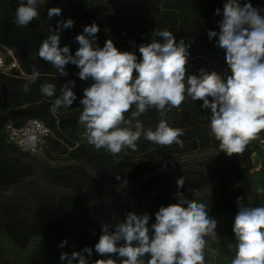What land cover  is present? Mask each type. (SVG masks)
Listing matches in <instances>:
<instances>
[{"label":"clouds","instance_id":"clouds-1","mask_svg":"<svg viewBox=\"0 0 264 264\" xmlns=\"http://www.w3.org/2000/svg\"><path fill=\"white\" fill-rule=\"evenodd\" d=\"M15 24L28 27L40 16V0H17ZM216 15L221 9L215 10ZM62 9H47V19L60 17ZM219 31L209 29L208 38L225 51L229 72L199 69V75H189V48L191 41L177 42L169 30L155 29L150 43H142L135 51L119 50L111 39L103 47L96 44L99 26L93 22L83 26L75 37L79 48L73 55L66 45L60 47L61 33L74 27L71 18L57 21L50 27L37 56L48 62L56 74L67 77L66 66L79 68L76 74L82 81L91 79L79 101V123L84 137L96 150L104 149L117 155L126 149L137 150L141 137L160 145L182 144L181 128L171 127L164 119L170 108H179L187 99L202 101L203 110L210 109V134L219 142L226 155L241 154L247 145L264 131V9L254 7L250 0H224ZM133 46L135 44L133 42ZM41 76L39 66L32 65L28 81L22 85L25 93ZM74 80L59 87L42 83L40 92L46 97L56 96L51 105L55 114L71 108L77 100ZM150 109L161 116L153 128H145L140 117ZM30 144L35 138H30ZM120 180V175H115ZM175 203L161 205L150 224L148 212L126 213L120 222L102 224V234L95 244V253L103 259L91 260L93 248L85 246L71 254L62 252L60 261L66 264H206V237L219 243L218 220L206 210L204 203L188 199L180 189L184 177L177 181ZM264 194V187H257ZM194 197L199 191L193 190ZM238 211L233 221L235 249L231 264H264V204L248 206L244 197H238ZM67 245V240L59 247ZM213 259L215 249L211 250ZM148 257L147 261L143 259Z\"/></svg>","mask_w":264,"mask_h":264},{"label":"trees","instance_id":"trees-1","mask_svg":"<svg viewBox=\"0 0 264 264\" xmlns=\"http://www.w3.org/2000/svg\"><path fill=\"white\" fill-rule=\"evenodd\" d=\"M9 1L0 0V43L12 48L22 64L30 54H37L43 40L48 37L51 26L55 29L58 20L69 18L74 20V27L65 29L61 33L60 47L67 45L73 55L79 48L75 37L82 33L83 26L95 22L100 29L96 40V44L100 47L104 46L106 40L111 39L119 50L135 51L139 58V45L150 43L151 34L155 29L169 30L175 35L177 42L184 38L186 42L191 41V45L196 42L201 43L204 49L213 53L217 59L225 60V51L215 44L218 37L210 41L207 35L209 29L219 31L218 21L222 19L224 0H52V7L61 8L62 15L48 20L46 10L39 19L31 22L26 28L17 27L15 24L16 9L10 6ZM241 2L243 3L244 0ZM250 2L254 7L264 9V0H250ZM217 8L221 9L220 15L215 14ZM149 14H151L150 18ZM189 53V58L195 54L191 48ZM38 66L41 76L37 79L36 85H39V90L23 94L24 102L12 109L9 100L0 98V187L11 186L30 176L34 170L33 166L19 155L22 151L7 141L3 128L8 122L19 125L27 118H39L53 130V139L65 143L72 142L76 131L84 132L83 125L78 122L79 101L83 98L84 89L92 83L91 79L80 80L76 75L79 68L72 64L66 66L67 77L56 74V70L42 59ZM30 73L32 69L29 68L28 74ZM13 76L22 78L27 75L15 71ZM8 77L11 76H0V93ZM67 80L75 81L73 91L77 100L71 108L60 109L53 114L50 110L51 105L59 95V87ZM45 82L57 85L56 96L49 98L40 92V85ZM202 103V101L193 102L189 98L179 108H170L165 113L164 119L171 127L184 130L185 134L180 137L182 144L160 146L142 136L136 151L126 149L120 154L113 155L104 149L96 150L86 140V143L80 142L72 150L73 158L84 161L104 181L124 182L147 173L150 163L160 162L168 156L194 151L205 145L219 149V142L210 134L211 111L203 110ZM22 105L27 106L19 107ZM160 119L161 116L155 109H150L140 117L145 128L153 129ZM259 139H264V131L260 133ZM249 146L250 143L243 153L233 154L217 164L224 168L233 165L242 166L244 171L248 172L253 168L250 157L253 150L249 149ZM167 167L177 169L181 164L168 162ZM80 172L83 173V170ZM74 175V173L57 174L54 178L62 186L77 190L80 187V178ZM115 175H120L121 179L117 180ZM181 177L185 179L181 191L186 188H204L211 182L209 174L202 170L188 171L173 180L176 188L178 187L176 181ZM5 231L15 245L25 247L33 236L43 233V224L30 227L25 218H13L5 223ZM55 233L60 235V242L66 238L64 230H57ZM229 245L226 250L231 261L234 248L230 249Z\"/></svg>","mask_w":264,"mask_h":264},{"label":"rangeland","instance_id":"rangeland-1","mask_svg":"<svg viewBox=\"0 0 264 264\" xmlns=\"http://www.w3.org/2000/svg\"><path fill=\"white\" fill-rule=\"evenodd\" d=\"M9 4L14 9L18 6L17 0H10ZM52 4V0H40L39 18ZM148 16L150 18L151 14ZM190 48L193 53H204L205 50L203 44L198 42ZM40 62L36 53L30 54L23 64L20 63L27 76H11L4 81L0 98L11 102L10 109L24 102L22 85L31 75L28 69ZM32 90H39L36 82L30 85ZM261 140L258 138L250 142L253 168L248 172L238 165L230 168L219 166L217 163L229 156L212 145H205L150 163L147 173L124 182L104 181L84 161L73 158L72 150L80 142L86 143L84 132L76 131L71 143L52 137L48 150L37 157L20 152L19 155L34 170L21 181L9 187H0V264H66L60 261L62 252L71 254L85 246L93 248L91 260L103 259L94 249L102 234L103 223L120 222L125 219L126 213L133 211L137 214L148 212L151 215L150 224L154 223L155 213L161 205L176 202L174 194L177 188L173 180L194 170L208 173L210 184L204 188H186L182 191L188 199L206 205L209 214L218 220L217 232L220 236L219 243L205 238L208 240L205 262L231 264L226 249L230 243H235L232 229L238 211L237 198L244 197L245 204L252 207L264 204V194L256 191L257 187H264V142ZM168 162L181 164V167H167ZM82 170L83 173L80 172ZM72 173L80 178L77 190L62 186L54 178L57 174ZM193 190L199 191V197L193 196ZM13 218H25L30 227L43 224V233L33 236L25 247H19L5 231V223ZM57 230L66 233L64 240H67V245L63 248L59 247L61 242L60 235L55 233ZM212 249L216 252L215 259ZM143 259L147 261L148 257Z\"/></svg>","mask_w":264,"mask_h":264},{"label":"built area","instance_id":"built-area-1","mask_svg":"<svg viewBox=\"0 0 264 264\" xmlns=\"http://www.w3.org/2000/svg\"><path fill=\"white\" fill-rule=\"evenodd\" d=\"M195 62L198 63L195 64ZM201 68L217 71L222 75L229 72L225 60L221 61L213 53L205 50L204 53L197 52L189 58L187 73L199 75ZM15 71H21L24 74L14 50L0 43V76H13ZM3 132L9 143L34 157L44 154L48 150L49 140L54 137L53 130L39 118H27L19 125L8 122ZM30 138H35L34 145L30 144ZM261 141L264 142V139Z\"/></svg>","mask_w":264,"mask_h":264}]
</instances>
